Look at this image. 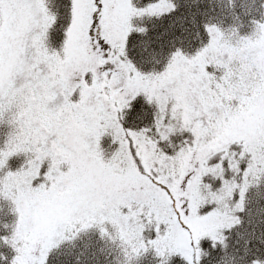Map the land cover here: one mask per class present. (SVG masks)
I'll return each instance as SVG.
<instances>
[{"label": "snow or ice", "instance_id": "6c2138e0", "mask_svg": "<svg viewBox=\"0 0 264 264\" xmlns=\"http://www.w3.org/2000/svg\"><path fill=\"white\" fill-rule=\"evenodd\" d=\"M0 264H264V0H0Z\"/></svg>", "mask_w": 264, "mask_h": 264}]
</instances>
